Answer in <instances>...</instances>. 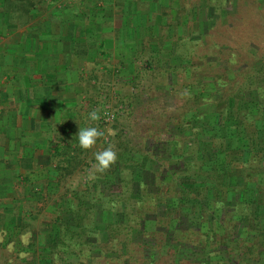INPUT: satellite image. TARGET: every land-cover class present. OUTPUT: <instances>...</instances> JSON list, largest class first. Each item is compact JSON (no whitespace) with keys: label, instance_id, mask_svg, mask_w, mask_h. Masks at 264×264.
Listing matches in <instances>:
<instances>
[{"label":"trees","instance_id":"16d2710c","mask_svg":"<svg viewBox=\"0 0 264 264\" xmlns=\"http://www.w3.org/2000/svg\"><path fill=\"white\" fill-rule=\"evenodd\" d=\"M44 1L0 0V8L15 27ZM233 1L239 0H199L188 9L190 35L175 42L174 53L161 51L159 40L148 63L158 77L153 89L177 104L149 109L139 136L112 125L101 149L112 145L117 153L109 170L94 173L88 150L79 147L75 136L86 123L50 128L48 176L30 183L35 203L50 216L34 227L43 207L13 214L15 227L0 248L16 241L17 256L7 263L0 254V264H264V44L241 36V25L218 24ZM251 3L264 10V0ZM160 53L174 54V61L165 65ZM137 95L124 96L127 108ZM83 168L86 181L65 188Z\"/></svg>","mask_w":264,"mask_h":264},{"label":"crops","instance_id":"0c3cea01","mask_svg":"<svg viewBox=\"0 0 264 264\" xmlns=\"http://www.w3.org/2000/svg\"><path fill=\"white\" fill-rule=\"evenodd\" d=\"M163 2L45 0L15 27L0 8V218L10 216L0 220L1 243L13 214L30 211V183L47 178L48 132L70 115L83 83L98 82L106 62H152L160 39L161 51L171 46L176 17L187 15L175 12V0Z\"/></svg>","mask_w":264,"mask_h":264},{"label":"rangeland","instance_id":"374dc122","mask_svg":"<svg viewBox=\"0 0 264 264\" xmlns=\"http://www.w3.org/2000/svg\"><path fill=\"white\" fill-rule=\"evenodd\" d=\"M199 0H181L179 3V7L175 8L176 13H181L180 8L184 9L185 13L188 12L192 6H194ZM252 0H239L238 2L233 1L231 9H229L228 13L220 17L221 20H218V24L226 23L229 27L230 26H240L241 25V36L245 35H255L259 38L257 39L261 44H264V10L257 9L254 5L255 3H251ZM181 6V7H180ZM182 9V11H183ZM238 11V13H237ZM183 14V15H185ZM185 18L188 20L189 17L183 16V23L180 24V29L176 28L174 31L169 32L172 33L171 36V49L174 53V44L175 42H180L185 39L186 35H190L188 29L190 27L191 22L185 25L184 20ZM192 18V16H191ZM186 21V20H185ZM244 23V24H243ZM223 25V24H222ZM247 26V27H246ZM247 28V29H246ZM190 30V29H189ZM189 33V34H187ZM216 34V32H214ZM166 36V35H165ZM216 39H220L217 37ZM254 47V49H258L254 45H250ZM220 49V45L211 46V52H215ZM162 51H168V49L164 48ZM166 59L164 60L165 65L168 63L170 65L171 62L174 61V54L170 55L167 53L163 54ZM132 59V58H127ZM234 60H238V57L234 56ZM163 62V61H162ZM224 62V61H223ZM221 62V64H224ZM173 64V63H172ZM177 64V63H176ZM183 67L187 66L186 62L180 63ZM104 68L98 69L99 71H95L97 74L98 82H89L83 83L81 88V93L77 94V105L73 107L72 110L68 114L67 117L62 118L61 123H70L72 121L78 122L77 124H85V127L88 126H96L102 131L105 132V136L97 140L96 145L88 150L86 161L88 164L92 165L90 159L94 156L95 152L101 151L103 143L110 138L112 134H114V129L112 125L118 126V128H122L124 132L128 131L131 135L139 136L142 130V122L144 123L146 116L148 115V111L152 109H157L160 111L173 109L177 102L172 99L166 93L163 97H161L157 92L153 89L154 83L158 80V77L152 69H149V65L145 57L142 60L133 59L129 64L123 65L120 63L118 65L115 61L106 62ZM125 72V74H123ZM157 72V71H156ZM135 84V87H127L124 84ZM140 94V96H135L131 100H129V106L131 108L126 107V98L125 95L128 94ZM134 96V95H133ZM127 101V100H126ZM150 102L148 108H146L147 104L145 102ZM125 102V103H124ZM142 104H144V108H142ZM98 109L101 115V119L99 121L93 122L88 119V114L94 110ZM151 109V110H149ZM154 112V111H153ZM107 113L108 115H105ZM117 118V121H114ZM129 125H132L131 127ZM52 133L48 132V141L50 144L49 151H50V162H51V139ZM150 163H146L145 167L148 168ZM88 170L83 168L82 170L76 171L69 179L66 180L64 183V187L68 188L69 190H73L79 188L84 181H86L88 177ZM61 190V189H60ZM59 190V191H60ZM35 199L31 200L29 203L30 210H36L37 207H43L40 209L38 216L36 219H32L34 227H38L41 223L44 224L47 221V218L50 216V212H48L47 207L45 204L35 203ZM41 202V201H40ZM35 204V205H34ZM26 207V206H25ZM33 208V209H31ZM27 209V208H26ZM35 213V211L33 212ZM25 218V222H26ZM30 222V223H31ZM31 236V233H26L25 235L20 237L22 247H26L28 240ZM2 242V236L0 234V244ZM18 245H16V241L14 243H10L5 247L0 248V254L3 259L8 262H13L16 259V250ZM25 253H20L17 263L25 258Z\"/></svg>","mask_w":264,"mask_h":264},{"label":"clouds","instance_id":"9594fccd","mask_svg":"<svg viewBox=\"0 0 264 264\" xmlns=\"http://www.w3.org/2000/svg\"><path fill=\"white\" fill-rule=\"evenodd\" d=\"M105 115H107L105 113ZM88 119L93 122L99 121L101 119V115L98 109L92 110L88 114ZM105 136V132L99 129L96 126H88L84 128L79 127V131L76 134V138L78 139L79 147L82 150H90L92 149L97 140L103 138ZM95 163L92 164V170L94 173H104L110 169V167L116 163L117 161V153L114 150L112 145L104 148L102 151H98L94 154Z\"/></svg>","mask_w":264,"mask_h":264},{"label":"built area","instance_id":"2783aa9c","mask_svg":"<svg viewBox=\"0 0 264 264\" xmlns=\"http://www.w3.org/2000/svg\"><path fill=\"white\" fill-rule=\"evenodd\" d=\"M107 114V113H106ZM108 115V114H107Z\"/></svg>","mask_w":264,"mask_h":264}]
</instances>
